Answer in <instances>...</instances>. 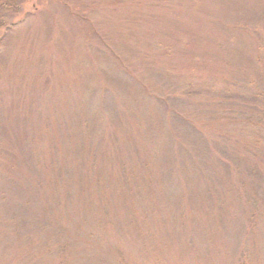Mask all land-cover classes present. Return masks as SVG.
<instances>
[{"label": "rangeland", "instance_id": "1", "mask_svg": "<svg viewBox=\"0 0 264 264\" xmlns=\"http://www.w3.org/2000/svg\"><path fill=\"white\" fill-rule=\"evenodd\" d=\"M0 23V264H264V0Z\"/></svg>", "mask_w": 264, "mask_h": 264}, {"label": "trees", "instance_id": "2", "mask_svg": "<svg viewBox=\"0 0 264 264\" xmlns=\"http://www.w3.org/2000/svg\"><path fill=\"white\" fill-rule=\"evenodd\" d=\"M9 8H13V9H14V8H15L14 4H10V5H9ZM1 23H3V22L1 21ZM1 23H0V24H1Z\"/></svg>", "mask_w": 264, "mask_h": 264}]
</instances>
